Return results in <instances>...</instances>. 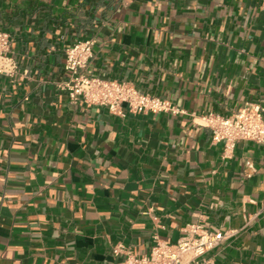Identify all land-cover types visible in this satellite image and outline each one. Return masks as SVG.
Returning a JSON list of instances; mask_svg holds the SVG:
<instances>
[{
    "label": "crops",
    "instance_id": "0c3cea01",
    "mask_svg": "<svg viewBox=\"0 0 264 264\" xmlns=\"http://www.w3.org/2000/svg\"><path fill=\"white\" fill-rule=\"evenodd\" d=\"M20 73L0 76V264H115L191 224L229 233L213 264H264V144L230 158L200 117L264 115V0H0ZM180 115L72 103L66 51Z\"/></svg>",
    "mask_w": 264,
    "mask_h": 264
},
{
    "label": "built area",
    "instance_id": "2783aa9c",
    "mask_svg": "<svg viewBox=\"0 0 264 264\" xmlns=\"http://www.w3.org/2000/svg\"><path fill=\"white\" fill-rule=\"evenodd\" d=\"M95 44V39H89L75 43L66 51L68 79L58 87L68 92L72 103L82 101L88 107H105L112 114L121 116L124 115V107L134 115L165 113L177 116L182 113L168 100L143 93L131 83L89 76L87 70ZM11 45V35L0 31V76L13 79L20 70L16 60L10 56ZM200 120L203 127L212 131L213 143L224 145L225 158L233 155L239 141L264 144V115L258 104L245 103L230 117L210 113L201 116ZM184 232L177 243L155 236L151 253L146 256H139L118 245L115 255H124V258L115 264H213L208 258L209 253L229 235L208 223L188 225Z\"/></svg>",
    "mask_w": 264,
    "mask_h": 264
}]
</instances>
